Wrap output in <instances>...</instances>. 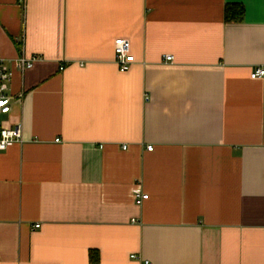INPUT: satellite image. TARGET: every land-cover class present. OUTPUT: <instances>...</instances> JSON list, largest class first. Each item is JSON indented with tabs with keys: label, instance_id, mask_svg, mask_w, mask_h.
I'll return each instance as SVG.
<instances>
[{
	"label": "crops",
	"instance_id": "0c3cea01",
	"mask_svg": "<svg viewBox=\"0 0 264 264\" xmlns=\"http://www.w3.org/2000/svg\"><path fill=\"white\" fill-rule=\"evenodd\" d=\"M0 57V264H264V0H0Z\"/></svg>",
	"mask_w": 264,
	"mask_h": 264
},
{
	"label": "built area",
	"instance_id": "2783aa9c",
	"mask_svg": "<svg viewBox=\"0 0 264 264\" xmlns=\"http://www.w3.org/2000/svg\"><path fill=\"white\" fill-rule=\"evenodd\" d=\"M131 44L129 39L127 38H117L114 41V50L116 55V63L121 72L128 71L133 63L135 62V57L131 53ZM38 57H26L20 56L16 60L17 69L24 71L33 66L34 61ZM171 55H167L166 59L173 60ZM64 66L61 65L60 70L63 69ZM252 78H262L264 77V67H256L251 73ZM12 78V72L9 68L6 67L4 63V59L0 57V151H4L12 146L14 143L23 141V133L21 126H16L14 128L4 126L2 122V117L4 115H8L11 111L12 97L8 93L9 82ZM59 141L60 139H56ZM153 147L151 145L148 146V150H152ZM134 195L136 198L146 199L148 198V194L142 192L141 186L137 185L134 189ZM35 227H40L39 224L35 225ZM132 258H136V255H132ZM145 264H152L150 261L145 262Z\"/></svg>",
	"mask_w": 264,
	"mask_h": 264
},
{
	"label": "trees",
	"instance_id": "16d2710c",
	"mask_svg": "<svg viewBox=\"0 0 264 264\" xmlns=\"http://www.w3.org/2000/svg\"><path fill=\"white\" fill-rule=\"evenodd\" d=\"M244 16V8L241 5L236 4H229L226 6L225 9V19L228 22H240L243 20ZM90 258L92 261H98L99 260V253L97 251L91 250L90 252Z\"/></svg>",
	"mask_w": 264,
	"mask_h": 264
}]
</instances>
